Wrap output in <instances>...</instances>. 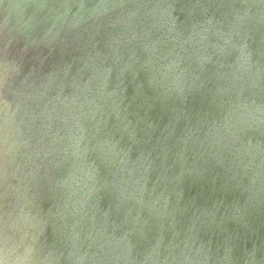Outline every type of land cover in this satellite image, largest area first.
<instances>
[{
  "label": "water",
  "instance_id": "1",
  "mask_svg": "<svg viewBox=\"0 0 264 264\" xmlns=\"http://www.w3.org/2000/svg\"><path fill=\"white\" fill-rule=\"evenodd\" d=\"M0 264H264V0H0Z\"/></svg>",
  "mask_w": 264,
  "mask_h": 264
}]
</instances>
